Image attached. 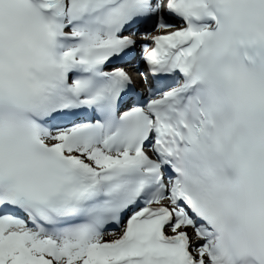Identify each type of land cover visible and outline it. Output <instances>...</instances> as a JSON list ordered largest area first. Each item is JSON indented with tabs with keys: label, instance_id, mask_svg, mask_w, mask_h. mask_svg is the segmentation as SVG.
<instances>
[{
	"label": "snow or ice",
	"instance_id": "obj_1",
	"mask_svg": "<svg viewBox=\"0 0 264 264\" xmlns=\"http://www.w3.org/2000/svg\"><path fill=\"white\" fill-rule=\"evenodd\" d=\"M0 264H264V0H0Z\"/></svg>",
	"mask_w": 264,
	"mask_h": 264
}]
</instances>
